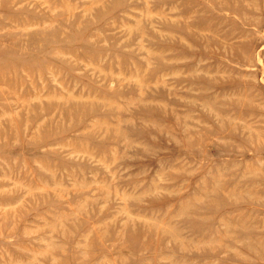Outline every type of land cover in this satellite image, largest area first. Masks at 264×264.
Returning <instances> with one entry per match:
<instances>
[{"label": "rangeland", "instance_id": "obj_1", "mask_svg": "<svg viewBox=\"0 0 264 264\" xmlns=\"http://www.w3.org/2000/svg\"><path fill=\"white\" fill-rule=\"evenodd\" d=\"M0 264H264V0H0Z\"/></svg>", "mask_w": 264, "mask_h": 264}]
</instances>
